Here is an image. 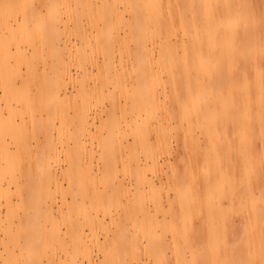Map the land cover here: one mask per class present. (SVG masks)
<instances>
[{
    "label": "bare ground",
    "instance_id": "1",
    "mask_svg": "<svg viewBox=\"0 0 264 264\" xmlns=\"http://www.w3.org/2000/svg\"><path fill=\"white\" fill-rule=\"evenodd\" d=\"M73 61L81 80L72 73ZM67 79L78 82L81 97L71 132L59 102L68 97ZM109 84L131 100L128 131L147 135L129 144L135 153L130 171L139 183L152 185L149 172L161 176L156 143L167 148L172 130L195 148L189 157L179 155V185L195 188L175 196L180 214L172 240L179 264H188L192 245L200 257L194 264H264V0H0V264H53V241L65 247V238L43 223L70 205L47 156L58 153L55 141L67 136L65 152L72 144L79 155H66L67 169L78 162L86 180L96 181L97 102ZM119 107L114 100L111 109ZM33 139L43 144L35 158L29 155ZM202 165L200 177L195 168ZM30 166L38 168V179ZM83 193L78 202L72 198L83 217L78 235L84 223L97 226L89 212L97 207V192ZM221 197L229 198L228 207ZM201 201L210 215L208 233L202 243L201 237L189 242L192 226L185 219ZM234 206L239 220L228 222ZM141 211L142 235L156 245L160 223L146 207ZM130 240L139 247L136 237ZM79 256L95 264L85 244L70 264H83Z\"/></svg>",
    "mask_w": 264,
    "mask_h": 264
},
{
    "label": "rangeland",
    "instance_id": "2",
    "mask_svg": "<svg viewBox=\"0 0 264 264\" xmlns=\"http://www.w3.org/2000/svg\"><path fill=\"white\" fill-rule=\"evenodd\" d=\"M88 68L91 70L90 66ZM71 70L77 81L82 79L83 74L76 61L71 63ZM93 70L95 73L96 69ZM64 85L68 97L59 102L67 111L68 120L65 126L71 132L75 122L73 108L80 103L81 97L76 89L78 82L67 79ZM108 87L110 90H107L106 95L100 97L97 102V159H94L92 171V173L97 172L96 181L86 180L89 176L84 175L83 171L79 169L78 162L70 170L67 169L69 160H77L79 156L72 144L68 153L65 152L67 150V136L62 135L59 140L55 141L60 149L59 152L47 156V167L58 174L59 184L64 189L63 195L67 197L70 203L63 210L56 208L52 219H43V223L46 224V228L51 234L60 233L61 237L65 238V247L53 241L50 250L52 263L70 264L71 254L82 251V245L85 244L89 247L95 264H179L172 240L174 229L179 223L178 216L180 214L175 196L179 190L185 194L195 193L194 185L188 183L179 185L180 181L183 180V165L179 155H181L180 157H189L195 148L187 142H182V136H179L174 130L167 134L168 145L165 148L156 143L160 130L152 131L151 138L153 142L155 141L156 147L158 146L162 158V174L159 177H154L149 172L152 185L139 183L135 174L130 171L132 157L135 154L131 152L129 146L135 137L130 130L128 131L126 120L130 119L133 112L131 100L130 98L126 99V95L122 94L120 89L114 88L113 84H109ZM109 91L111 95H108ZM30 92L31 94L35 93L36 87H31ZM114 100L120 101V107L112 110ZM161 113L162 109H157L156 115L159 116ZM47 117V113H45L43 119ZM60 122L59 119H56L57 125H60ZM146 136H143V133L138 134L135 140L140 143L146 140ZM201 147H205L204 143ZM42 148L43 144H37L33 139L29 155L34 158L37 157ZM140 152L138 150L137 154L143 157ZM69 154H71V159L66 157ZM234 157L233 162L236 163V156ZM30 167L33 178L38 179L40 175L38 168ZM195 170L200 177L206 173V168L203 165L197 166ZM65 171L67 175H62ZM50 187L55 189V184L51 183ZM219 190H217L216 195ZM85 191L88 193L87 195L92 194L93 191L97 192V207L89 210L92 218H97V226L84 223L82 225L83 231L81 233L79 229L81 235H78L79 231L76 224L83 221V217L76 209V204L72 198L76 197L78 202ZM57 196V202L60 206L61 197L59 193ZM204 201L196 205L192 214L187 215L185 219L186 223L192 226V235L191 238H188L189 242L192 237H201L199 242L202 243L203 238L207 236L210 215L208 217L207 206ZM158 202H162L164 207L158 208ZM218 202L223 203L226 207L229 206V198L227 197H221ZM141 207H146L151 218L160 223L156 228V233L160 236L161 243H156V245L155 242L147 243L143 237ZM227 211L226 219L228 222L239 220L241 211H238L235 206L228 208ZM131 215L134 216V219H131ZM78 236L84 242L80 246ZM132 237H136L139 241V247L136 249L132 247L131 240L128 241ZM232 239L233 236L229 235L228 240L232 242ZM199 242L197 244H200ZM193 249V245L191 249H186L189 258L188 264H194L200 260L199 256H195ZM79 259L83 261V264H88V261L82 259L81 256Z\"/></svg>",
    "mask_w": 264,
    "mask_h": 264
}]
</instances>
